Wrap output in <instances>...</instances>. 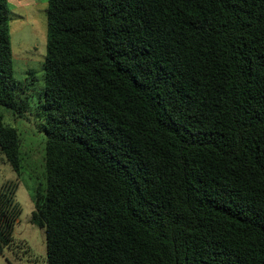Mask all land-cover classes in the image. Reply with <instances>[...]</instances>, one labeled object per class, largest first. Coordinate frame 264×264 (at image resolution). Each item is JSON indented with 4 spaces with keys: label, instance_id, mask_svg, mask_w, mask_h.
<instances>
[{
    "label": "trees",
    "instance_id": "1",
    "mask_svg": "<svg viewBox=\"0 0 264 264\" xmlns=\"http://www.w3.org/2000/svg\"><path fill=\"white\" fill-rule=\"evenodd\" d=\"M45 14L29 218L45 264H264V0H47ZM9 17L0 0V107L21 117ZM0 155L19 171L1 115ZM14 193L0 186V255Z\"/></svg>",
    "mask_w": 264,
    "mask_h": 264
},
{
    "label": "rangeland",
    "instance_id": "2",
    "mask_svg": "<svg viewBox=\"0 0 264 264\" xmlns=\"http://www.w3.org/2000/svg\"><path fill=\"white\" fill-rule=\"evenodd\" d=\"M10 13L8 35L12 58V77L20 83V99L28 106L27 112L17 117L0 107L2 122L15 129L19 139L20 169L12 171L0 155V186L15 184L14 200L20 213L12 232V245L3 250L0 264H45L44 234L29 222L33 210L31 195L44 185V134L40 130L38 105L42 92V66L46 54V3L35 0L31 6H18L8 0ZM31 71L32 75L26 74Z\"/></svg>",
    "mask_w": 264,
    "mask_h": 264
},
{
    "label": "crops",
    "instance_id": "3",
    "mask_svg": "<svg viewBox=\"0 0 264 264\" xmlns=\"http://www.w3.org/2000/svg\"><path fill=\"white\" fill-rule=\"evenodd\" d=\"M8 1V0H6ZM12 1V0H11ZM18 6H31L34 4L35 0H13ZM8 249V248H7ZM10 250V249H8Z\"/></svg>",
    "mask_w": 264,
    "mask_h": 264
}]
</instances>
